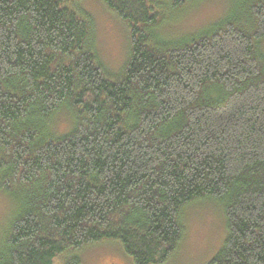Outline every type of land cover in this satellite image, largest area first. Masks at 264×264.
<instances>
[{
	"label": "trees",
	"instance_id": "trees-1",
	"mask_svg": "<svg viewBox=\"0 0 264 264\" xmlns=\"http://www.w3.org/2000/svg\"><path fill=\"white\" fill-rule=\"evenodd\" d=\"M200 1L99 0L126 31L110 72L83 0H0V264L106 242L162 264L201 199L225 229L205 264H264V0L174 35Z\"/></svg>",
	"mask_w": 264,
	"mask_h": 264
},
{
	"label": "rangeland",
	"instance_id": "rangeland-1",
	"mask_svg": "<svg viewBox=\"0 0 264 264\" xmlns=\"http://www.w3.org/2000/svg\"><path fill=\"white\" fill-rule=\"evenodd\" d=\"M83 3L94 21L95 43L100 60L108 71L117 72L124 63L127 53L125 28L113 14L102 7L99 0H83ZM160 6L166 15V5ZM230 6L229 0H201L196 9L191 8L185 15H180L181 17L174 20L171 26L173 33L174 35L193 33L199 27H205L220 17L222 19L225 14L227 15ZM170 17L166 19L169 20ZM54 125V130L61 132L68 127V121L66 117H62L61 120H55ZM8 205V200L0 193V224L9 216ZM182 215L184 228L182 238L172 255L162 264H205L223 243L225 237L223 214L212 201L201 199L188 204ZM76 256L81 264H133L117 242L90 246ZM62 261L63 258L59 257L53 264H61Z\"/></svg>",
	"mask_w": 264,
	"mask_h": 264
},
{
	"label": "bare ground",
	"instance_id": "bare-ground-1",
	"mask_svg": "<svg viewBox=\"0 0 264 264\" xmlns=\"http://www.w3.org/2000/svg\"><path fill=\"white\" fill-rule=\"evenodd\" d=\"M216 2V1H215ZM192 3V2H191ZM191 5V4H190ZM211 5V4H210ZM216 5V4H215ZM94 6H95V4H94ZM103 7V6H102ZM222 8V7H221ZM187 11H188V9H186ZM180 12V11H179ZM181 13V12H180ZM210 13V12H209ZM179 14V13H178ZM226 15V14H225ZM183 16V15H182ZM181 17V16H180ZM204 17V16H203ZM207 17V16H206ZM117 18V17H116ZM202 18V17H201ZM221 19V18H220ZM176 20H177V18H176ZM168 21V20H167ZM202 21V20H201ZM218 21V20H217ZM165 24V23H164ZM173 24V23H172ZM195 24V23H194ZM177 26V25H176ZM168 29V28H167ZM173 29V28H172ZM178 29V28H177ZM184 29V28H183ZM175 31H176V29H175ZM166 34V33H165ZM181 34V33H180ZM178 35V34H177ZM128 36V35H127ZM128 47V46H127ZM223 233V232H222ZM152 264V263H151Z\"/></svg>",
	"mask_w": 264,
	"mask_h": 264
}]
</instances>
